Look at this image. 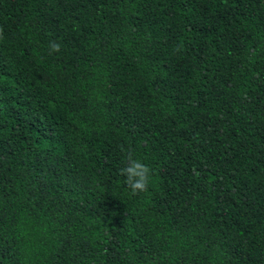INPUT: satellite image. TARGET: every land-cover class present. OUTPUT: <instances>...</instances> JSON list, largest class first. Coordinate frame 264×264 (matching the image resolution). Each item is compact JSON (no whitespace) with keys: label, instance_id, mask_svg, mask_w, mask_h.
I'll return each mask as SVG.
<instances>
[{"label":"trees","instance_id":"obj_1","mask_svg":"<svg viewBox=\"0 0 264 264\" xmlns=\"http://www.w3.org/2000/svg\"><path fill=\"white\" fill-rule=\"evenodd\" d=\"M0 33V264H264V0H0Z\"/></svg>","mask_w":264,"mask_h":264},{"label":"clouds","instance_id":"obj_2","mask_svg":"<svg viewBox=\"0 0 264 264\" xmlns=\"http://www.w3.org/2000/svg\"><path fill=\"white\" fill-rule=\"evenodd\" d=\"M2 35V33H0ZM50 53L60 51V44L55 41L49 43ZM120 174L125 177L124 183L132 194L146 192L152 176V169L149 165L133 157L131 152L126 155V166L121 168Z\"/></svg>","mask_w":264,"mask_h":264}]
</instances>
